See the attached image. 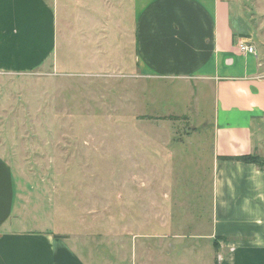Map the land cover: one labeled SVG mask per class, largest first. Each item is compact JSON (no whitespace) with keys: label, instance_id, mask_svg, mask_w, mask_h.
I'll return each mask as SVG.
<instances>
[{"label":"rangeland","instance_id":"1","mask_svg":"<svg viewBox=\"0 0 264 264\" xmlns=\"http://www.w3.org/2000/svg\"><path fill=\"white\" fill-rule=\"evenodd\" d=\"M52 1L57 55L31 73H0V154L32 185V213L47 209L65 233L93 238L156 215L174 232L208 229L214 96L136 73L131 3ZM236 8L264 68V0Z\"/></svg>","mask_w":264,"mask_h":264},{"label":"crops","instance_id":"2","mask_svg":"<svg viewBox=\"0 0 264 264\" xmlns=\"http://www.w3.org/2000/svg\"><path fill=\"white\" fill-rule=\"evenodd\" d=\"M121 1L133 7L136 73L214 96L208 229L174 232L170 217L156 215L99 238L65 233L53 212L32 213V185L0 154V264H264V169L235 160L264 158V68L257 51L238 49L248 37L236 14L240 0ZM58 35V1L0 0V73L43 68L57 55Z\"/></svg>","mask_w":264,"mask_h":264},{"label":"trees","instance_id":"3","mask_svg":"<svg viewBox=\"0 0 264 264\" xmlns=\"http://www.w3.org/2000/svg\"><path fill=\"white\" fill-rule=\"evenodd\" d=\"M235 160L244 162V163H249V164H255L258 168L264 169V158H261L259 156H252V155H247L243 157H237Z\"/></svg>","mask_w":264,"mask_h":264},{"label":"built area","instance_id":"4","mask_svg":"<svg viewBox=\"0 0 264 264\" xmlns=\"http://www.w3.org/2000/svg\"><path fill=\"white\" fill-rule=\"evenodd\" d=\"M237 46L241 53L250 55L256 54L255 48L244 41H240Z\"/></svg>","mask_w":264,"mask_h":264}]
</instances>
